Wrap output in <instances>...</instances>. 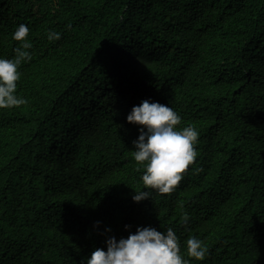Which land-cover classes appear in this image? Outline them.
<instances>
[{"label":"trees","instance_id":"16d2710c","mask_svg":"<svg viewBox=\"0 0 264 264\" xmlns=\"http://www.w3.org/2000/svg\"><path fill=\"white\" fill-rule=\"evenodd\" d=\"M21 24L32 59L27 104L0 109V264H86L138 228H172L189 264H264V0H0V59ZM144 100L199 138L179 186L136 203L127 116Z\"/></svg>","mask_w":264,"mask_h":264},{"label":"clouds","instance_id":"9594fccd","mask_svg":"<svg viewBox=\"0 0 264 264\" xmlns=\"http://www.w3.org/2000/svg\"><path fill=\"white\" fill-rule=\"evenodd\" d=\"M28 35V27L19 25L12 36L19 43L14 50V58L0 59V109L27 104V100L18 97L16 91L21 78L18 69L23 62L32 59L28 50L33 45L27 40ZM47 38L50 42L56 41L61 35L49 31ZM127 122L141 126L139 137L133 142L135 151L132 155L139 166L137 171L143 170L141 180L144 190L135 191L133 201L139 203L151 198L149 190L160 195L170 194L196 161L198 131L192 125L178 129L181 118L176 112L168 106L148 100L132 108ZM188 220L189 216L185 214L182 221L187 223ZM106 245V252L96 249L86 264H189V260L181 255L178 237L172 228H168L165 233L154 228H138L127 239L122 238L118 242L115 237L107 239ZM186 248L187 256L196 261L204 260L208 251L203 241L192 236L187 239Z\"/></svg>","mask_w":264,"mask_h":264}]
</instances>
